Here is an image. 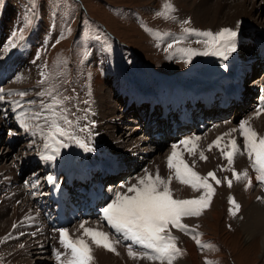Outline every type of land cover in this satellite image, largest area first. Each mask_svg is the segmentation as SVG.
Returning a JSON list of instances; mask_svg holds the SVG:
<instances>
[{
  "label": "rangeland",
  "instance_id": "1",
  "mask_svg": "<svg viewBox=\"0 0 264 264\" xmlns=\"http://www.w3.org/2000/svg\"><path fill=\"white\" fill-rule=\"evenodd\" d=\"M174 1L175 0H0V23L7 18V21L4 22L7 26L3 28V32L8 31L9 33L7 41L10 42L11 38V42H13L14 32L16 33L15 43H19L27 37L31 40L34 38L32 44L30 40H28L31 44L29 47L31 50V57H29L27 52L21 50L20 57L16 55L2 57L4 54L0 51V63L7 66L6 64L10 62V59L12 62L16 63L13 67V69H15L14 75L6 78L3 81L4 86H2H8V81H13L14 79V81H16L20 78L24 73V68L27 67V62L33 61L35 56L40 66L44 68L40 70L43 75L36 79L35 83L32 82L30 86H25V88L22 89V92L26 93V95L23 96L26 99V101L23 99L26 103V114L28 117L30 116V124H26L28 126L27 130L19 125V131L15 130L16 126L11 129L14 132L13 137L16 138V141L10 147L8 145V147L13 149L12 152L15 154L13 155L16 159V166L14 169H19L22 173L24 172V174H22L24 178L18 177V180L20 179L23 181L26 179L30 181V172L33 170L32 173H37L39 176V182L37 184L39 185L42 179L46 182V178L51 171L58 170L59 173L57 176L59 177L57 178V182L62 184L61 179H64V173L60 168H55L51 163H43L41 160L35 161V163H39L38 165L34 164L32 161V157L40 155L38 146L44 140L42 135H38L37 125L46 123L45 125L48 130L52 119H55L61 127L67 128L68 126L64 124L61 116H66L68 120L72 121L70 131L78 139L88 144L90 148H93L94 151L88 152L75 143H69V147L61 148L58 157L66 152L85 155L82 157V160H88V163L91 164L92 171H95L91 177H94L96 180L100 178V176H95L98 174L99 170L97 167L93 166H101L109 162L107 161L108 158H104L101 153L105 151V146H110V141L113 142L114 140L108 137V141H101L97 132V104L94 93V80L96 78L101 79L100 82L105 87L107 96L110 97L115 108H117L116 113H119L117 121L119 122L118 124L121 125L126 124V121H123L124 119H131L132 116L135 117L134 114H137V110L136 108L128 107L129 104L125 101L126 94L120 91V83H125L124 85L127 86V90L130 91L132 90L130 86L135 87L139 94L149 93L146 95H157L160 92L159 87L164 86L161 85L162 83H165L166 86L169 87L173 86L170 88L175 91L179 88V84L183 83L190 86L197 81H208L210 75L212 79L214 76L215 80L216 78L220 79L230 76L236 77L238 74L241 75L243 71H241V66H238L236 60L242 65L243 70L245 66L251 68L256 67L255 69L252 68L253 71L246 77L247 86L254 84L258 79V84L264 80V63H259V66H256L258 61L255 60L256 57L252 47V45L257 44V40L259 41L261 37L255 35L254 32L252 33L255 36L253 35V42L249 43L250 46H248L249 39L246 40L245 38L242 44L239 45L238 41L241 37H237L238 51L229 57L231 62L235 61L232 62L231 67L225 66L224 61L220 57L212 55H194L191 58V63H188L187 57L181 51L182 49H194L197 52H203L206 50L207 46L203 42H197L203 41L205 39L204 37L186 32L185 29H195L199 32L211 31L213 33L218 32L222 28L236 29L232 26V23L224 19L223 13L219 14L220 21L222 22L221 25L210 27L206 22L204 26H198L193 16L187 18L178 15ZM228 2H232V0H228ZM249 2L250 3H247V10L253 11V13H251L253 16H241L239 18H245L248 21L245 23V27L247 28L252 27L254 24H256V27H259L256 20L260 22L264 21V0H249ZM169 5L170 7H168ZM225 11H228V9ZM185 21H188V23H185ZM246 35L249 36L248 34ZM0 43L2 44V40ZM169 44H172L171 48L168 47ZM34 54L35 56L33 57ZM21 59H23L24 62H22ZM108 66L120 73L117 72L119 74L117 82L111 81L113 72L110 73L111 75H108V77L106 76V69ZM219 67L222 68L221 71H218ZM13 69L11 70L13 71ZM40 93L44 96L39 95ZM247 93L248 92H244V96ZM29 94H31V96ZM53 98L61 103L54 105L53 109H46L44 106L53 104ZM253 98L252 95V98L249 102L246 100V103L253 102ZM124 104H126V106ZM38 105L40 108L37 107ZM22 110L23 109L20 108V112ZM232 111L239 112V106L232 108L226 115L229 114L230 116ZM36 112H41L39 120L35 118ZM53 112L56 113L55 116H53ZM216 114L217 113L214 115L216 116ZM45 117L48 119L46 120ZM197 117L198 115H194L196 121ZM143 124L144 123L137 121L134 123V126L140 127L139 131H142V134H150L148 131H145L146 129H144ZM109 127L107 128L109 131L114 128L111 124ZM190 128L192 129L193 127ZM32 129H34V137L30 135V137L26 139H24L25 137L18 139L22 137V133H29L28 130ZM47 130L45 135L47 134ZM187 130L195 134L203 133V130H200V128L197 130ZM7 135L8 133L5 132L0 137V150L5 147ZM239 136H242L241 132ZM170 137L172 136L169 135L164 140L159 141L155 140L150 135L151 140L161 146L163 156L169 146L168 139ZM202 138L203 141L206 139V137ZM106 142L107 145H105ZM242 142L244 144L243 136L239 143L241 149H243ZM151 147L150 149L154 150L152 154H154L156 152V147ZM243 153L246 161L252 164V161L246 158L245 150H243ZM122 159L123 158L116 159L110 156V160L116 165L114 166L116 173L112 177L111 175L103 176L105 177L104 184H114L116 181H125V183H128L132 180L135 162L126 164L128 169L123 170L118 168V164H116ZM55 161H59V158ZM124 162L125 161L122 163L124 164ZM109 164L113 166L111 162H109ZM238 168L239 173L245 170L240 167ZM105 170L106 167L103 168L101 175L107 172ZM248 173L247 171V175ZM252 173L259 174L255 170H253ZM126 175H130V177L127 178L125 177ZM110 177L115 182H111ZM246 178L241 177L239 180L241 183H244ZM209 183L215 191L209 200L208 206L201 210L199 216L181 217L183 221L187 219L184 223L190 230L192 229L195 238H193V234L183 231L179 234L180 238L178 234H171L176 237V247L180 248L182 246L181 239L183 238L194 243L197 253L196 259L200 264H206V261L211 262V264H264V250L261 247L264 217L258 218L255 216V218L250 221L251 225L255 227L254 230L260 231L250 235L249 238L246 239L247 235H244V232H242V223L237 218L240 213V203L238 202L237 196L226 198V201H224L221 191H219L222 184H216L211 181ZM255 183L257 184L256 188L261 186L262 189H264V182L256 181ZM73 185L76 187L80 186V181H77V183ZM128 185L130 186L131 184L128 183ZM71 188L72 186L70 189ZM125 189L123 190L126 193ZM111 190L112 188H110L107 193H110ZM254 190L255 189H253V191ZM204 193L205 189L203 188L194 199L199 198ZM127 194L131 195V193ZM248 194L251 195V192ZM173 195L172 189V196ZM174 197L175 195L173 199H175ZM215 198L216 200L214 201ZM5 199V195L0 197V218L10 213L9 210L5 209ZM230 199H234L235 204L230 203ZM263 201L264 198H255V201L251 204L252 209H255L256 205L264 208ZM213 202L217 205L215 208V218L206 215L212 208ZM236 204L239 205L238 210L236 209ZM258 214L261 215V212ZM74 222L76 221L67 223V227L71 228ZM54 224L57 225L56 223ZM12 225H15V223ZM57 226L63 227L62 225ZM104 228L106 230V225H104ZM174 230L178 231L179 229L174 228ZM9 232L13 233V231ZM24 233L25 230L21 229L19 234L20 236H25ZM114 233L116 232L114 231ZM108 234L111 239L115 240L116 237L112 236L110 233ZM184 235L188 236L183 237ZM205 235L208 236V238L203 239L202 237ZM74 236L75 234L72 233L71 238L75 239ZM86 240L90 242V239ZM115 241H119L117 243H121L119 244L121 249L127 252L128 245L135 244L128 239L127 241H122V239L119 240L116 238ZM197 241L200 243L198 244ZM8 242H10L9 246L7 244ZM1 243L3 244L4 252L11 251L12 249L15 251L19 248L17 243L12 242L11 238H4ZM19 243H21V241H19ZM56 249L57 252L61 253L60 259H54V261L52 260L49 264H67L68 259L71 258L69 255L70 250L66 252L58 241L56 242ZM25 251L26 250H24L22 254L23 261L30 257L31 259L41 257L37 254L27 257L26 253H24ZM116 251L119 252V249L117 248L115 252ZM133 251L138 253L151 252V250L144 249L142 246H138V249ZM57 252H54L55 257ZM53 257L54 255L51 254L49 258ZM145 261L149 262L150 260L145 259Z\"/></svg>",
  "mask_w": 264,
  "mask_h": 264
},
{
  "label": "bare ground",
  "instance_id": "2",
  "mask_svg": "<svg viewBox=\"0 0 264 264\" xmlns=\"http://www.w3.org/2000/svg\"><path fill=\"white\" fill-rule=\"evenodd\" d=\"M247 3H250L249 0H232V2H228V0H175L174 5L176 8V12L181 17H189L193 16L194 21L198 26H204L207 22L208 25L211 26H218L221 25V21L219 18V14H224V19L228 20L229 23H232V26L235 27L238 31L239 45L242 44L244 38L248 40V44L253 42V33L255 35L261 37L259 41L257 40L258 45L264 44V21L260 22L256 20L259 24V27H256L254 24L252 27H245V23L248 21L245 18H239L241 16L245 17H252L253 11L247 10ZM12 5V4H10ZM252 6V5H251ZM257 6V5H256ZM179 9V10H178ZM228 11H225L227 10ZM257 10V9H256ZM258 13V12H257ZM7 16V15H6ZM180 17V18H181ZM5 18V17H4ZM7 21V18L2 20L0 23V39L2 40V44L0 43V48L2 53L4 54L2 57H8L11 55H16L20 57V50L27 52L29 57H31V50L28 43V37L22 40L19 43H15L16 47H11V38L10 42L7 41V37H9L8 31L3 32V28L7 25L4 23ZM239 22V26L237 28V24ZM4 23V24H3ZM253 23V22H252ZM3 24V25H2ZM256 29V30H255ZM248 34L249 36H247ZM246 35V36H245ZM254 35V36H255ZM255 38V37H254ZM34 39V38H33ZM0 40V41H1ZM9 40V39H8ZM2 45V46H1ZM250 46V44L248 45ZM33 47V46H32ZM35 54L33 55V57ZM236 56V55H235ZM11 58V57H10ZM26 58V57H25ZM35 59L32 61H28L27 67L24 68V73L20 78L16 81H8V86L3 87V81L14 75L15 69H13L15 62L7 63V66L0 63V88L4 90L5 101L0 102V137L3 133H8L6 138L5 147L0 150V197L4 196L5 199V209L9 210L6 216L0 218V264H49L55 257L54 252H57L56 249V242H59V229H66L71 237V234H75V238L83 236V228L80 227L83 224L84 228H89L97 231H102L108 233L105 230L104 225L106 228L111 229L107 222L103 218L102 208L107 205V203L111 202V200L115 197L116 191L125 192L119 186L121 184H125L124 182L114 181L111 179V182H115L112 185V190L108 194L107 200L104 202V205L99 204V197L100 193H97L95 188L89 192H74L72 194L67 191V184L75 176H82L90 179L89 175L92 173V168L89 165L87 160H82V157L85 155H81L79 153L73 152H66L62 156L57 157L59 161H50L46 163H51L54 165L55 168H60L64 175H65V185H55V190L50 192L49 198L46 199L45 193L41 194L42 190L40 187L36 185L38 175L37 173H32L31 170V181L34 182L33 185H29L28 181L25 179L21 181L18 180V177L21 178L22 173L21 170H15L16 166V159L15 154H13V149L9 148L13 143L16 141V138L13 135L9 134V131L16 126L17 131L18 125L21 126V122L24 124L29 123V117L27 116V112L25 110L26 106V99L18 95V93L22 92L25 86H30V83L36 81L41 76V69H44L40 66L39 61L37 60L36 56ZM235 59V58H234ZM20 60V59H19ZM22 62L23 59H21ZM26 61V60H25ZM236 62L239 63L238 60ZM20 63V62H19ZM24 64V63H23ZM26 65V64H25ZM19 66V65H18ZM22 67V66H21ZM248 67V66H247ZM239 68V67H238ZM253 68V67H252ZM13 69V71L11 70ZM221 67H219L218 71H221ZM21 72V71H20ZM113 72V77L111 81L117 82L119 74L109 66L106 69V76L111 75L110 73ZM16 73V72H15ZM19 73V72H18ZM22 73V72H21ZM218 75V72L216 71ZM215 74V75H216ZM106 77V78H107ZM214 78V76H213ZM100 78H96L94 80V93H95V100H96V120H97V132L99 134V138L101 141H108V137L114 140L113 142L110 141V146H105V151L101 153L104 158H108L107 161L111 162L113 166H116L111 160L110 156L113 158H123L121 161H125L124 164L121 161H118V168L123 170L128 169L126 164H131L135 162V170L134 174H132V180L129 181V184L135 183V178L137 176H143L144 170L147 169L151 173H155L157 168L159 169L160 175L164 178H167L168 175L171 173L173 175L172 182L170 184L171 190L173 189V194L175 195V199H194L195 196L201 191L203 188H200L198 191H194L190 185L187 184H180L178 180L175 179L174 169L170 170L168 168L167 158L171 155L173 148V144H177L178 147L176 151L182 155V158L185 162L192 167V170L197 172L201 177L207 176L208 172H215L216 177L221 180L222 187L219 189L221 191V195L226 201V198H231L237 196L238 202L240 203V213L238 214V219L242 223V232L244 235L246 234V239L249 238L250 235L254 233H258L259 231L254 230L255 227L251 225L250 221L257 216L258 218L264 217V208L260 207L259 205L255 206V209H252L251 204L255 201V198H264V189L261 186L256 188V177L259 174H253L252 171L254 170L252 164L246 161L243 154H234L233 155V163L231 165L228 164V160L222 155L221 149L225 152L231 151V140H235L237 145L240 146V141L242 140V136L240 135L239 124L243 121H248L249 127L255 130L259 136H264V110L261 108L259 101L262 96L253 95V101L249 102L251 97H249L250 93H247L241 103L238 105L233 106L231 108H222L219 109L218 113L216 114V118L213 121L207 120L206 123L200 120L201 124L200 130H203V133L195 134L189 132L186 129V123H192V115L193 110L188 107V93L174 91L172 88L167 87L165 83H162L159 90L160 92L157 95L150 94H139L138 90L135 87H131V91L127 90V86L124 84H119L121 93L126 94L125 101L129 104L128 107H132V104L138 105L141 100L149 99L152 104L156 102H160L165 110H169L171 107H178L177 109L173 110L179 113L180 117L184 119V124H182L181 129H175L170 135L168 139L169 146L167 147L165 155L163 156L161 151V146L159 144L153 142L150 138V134H142L140 127L134 126V123L137 120L132 116L130 119H124L126 124H118V115L115 108V105L110 100V97L107 96V91L105 87L100 82ZM251 81V80H250ZM259 81V79H258ZM258 81H255V86L258 87V90L264 89V84L258 85ZM10 82V83H9ZM124 82V81H123ZM3 85V86H2ZM248 85V84H246ZM129 86V85H128ZM35 87V85H34ZM37 89V87H36ZM106 93H105V91ZM173 91H172V90ZM35 90V89H34ZM164 90H166L164 92ZM254 92V94L258 91ZM243 92L236 93L234 95L235 99H238L243 96L244 92H250V89H242ZM12 93V95H7V93ZM38 94V93H37ZM31 96V94H29ZM44 96V95H43ZM37 97V96H36ZM39 97V96H38ZM109 97V98H108ZM30 98V97H29ZM186 98V99H184ZM25 99V101L23 100ZM19 102L16 104L15 102ZM226 100L221 101L220 104H223ZM172 103V104H171ZM246 103V104H244ZM39 104V103H38ZM219 104V106H221ZM239 106V112L232 111L229 116L226 115L232 108ZM36 107V106H35ZM38 108L39 105L37 106ZM36 107V108H37ZM42 107V105H41ZM20 108L23 109L20 112ZM15 109V111H13ZM228 110V111H227ZM11 120V121H10ZM121 120V119H120ZM25 121V122H24ZM27 122V123H26ZM43 122V121H42ZM41 124L40 126L43 128L44 133H46L47 126ZM113 125L114 128L109 131L107 128L109 125ZM179 127V125H178ZM111 128V127H109ZM236 128L237 131L231 132L230 130ZM29 133L24 132L22 133V137L18 138L24 139L30 137H34L33 131L28 130ZM12 133H14L11 130ZM38 135H41V129L37 128ZM125 134V135H124ZM228 134V135H225ZM20 135V133H19ZM199 139H196V138ZM202 137H206L203 141ZM221 137L218 141V145L214 144V141H217V138ZM185 138H192V144L195 145V150L192 145H180L179 141ZM38 141V139H37ZM34 142V141H33ZM105 142V141H104ZM9 145V147H8ZM44 140L40 143L39 152L40 155L32 157V161L35 162L37 160L43 161L41 159V153L44 151L43 149ZM103 145V144H102ZM107 145V142L105 143ZM209 145H212L211 150L209 149ZM151 146L156 147V152H154ZM242 148H240L241 152L244 150V144L242 142ZM203 152L204 156L207 157L206 160L200 159V153ZM191 153V154H190ZM162 154V155H161ZM246 158H248L247 152L245 151ZM163 156V157H161ZM120 157V158H119ZM249 159V158H248ZM255 157L253 156V160ZM194 162V165H193ZM15 164V165H14ZM38 165L39 163H34ZM106 164V163H105ZM247 170L249 173L244 183H241L240 180H237L233 175V171L239 173V168ZM104 168V167H103ZM103 168L100 169V176L103 171ZM109 169L106 167L105 171ZM29 173V172H28ZM27 173V174H28ZM29 173V174H30ZM57 175L56 172L53 173V177ZM131 175V174H130ZM130 175H126L125 177H130ZM134 177V178H133ZM227 178V179H225ZM228 180H231V187L228 186ZM251 181V185L249 186L248 182ZM215 183L211 177L208 178V182ZM128 183H126L128 185ZM54 187L52 183H49ZM42 186V183H41ZM220 188V187H219ZM253 189H255L253 191ZM110 190V189H109ZM126 190V189H125ZM218 190V189H217ZM253 191V192H252ZM251 192V195L248 194ZM173 195V196H174ZM216 198L214 199V201ZM264 202V201H263ZM99 205V207H97ZM38 208V211L36 208ZM217 207L216 203L213 202L212 208L206 215H210L211 217L215 218ZM78 211H87L86 215H78ZM94 211V212H93ZM261 212V215L258 213ZM40 213V214H39ZM47 218H52L53 222L57 225H62L63 227H58L55 225L54 227H50L46 225ZM193 218V217H192ZM187 220V219H186ZM184 220V221H186ZM71 221H76L73 223L71 228L67 227V223ZM183 220L181 223L185 224ZM15 225H12L14 224ZM12 225V226H11ZM186 225V224H185ZM10 229V230H8ZM25 230L24 235L20 236V231ZM8 230V231H7ZM171 234H181L180 230H174L170 226ZM192 230V229H191ZM262 230V229H261ZM9 231H13L10 233ZM261 234V247L264 250V230H262ZM261 233V232H260ZM49 234V235H48ZM186 234V233H185ZM188 235H184L183 237H187ZM258 236V235H257ZM256 236V237H257ZM4 238H11L13 243H17L18 247L15 251L12 249L11 251L4 252L3 244L1 243L2 239ZM180 238V235H179ZM203 239L208 238V236H203ZM84 239H90L89 245L91 247V256L92 259L90 260L89 264H159L160 262H147L145 259L140 258H133L129 256L127 251L121 249V243H117L114 239H111L109 236V240L112 243L113 248L118 251H110L105 249L102 246L95 245L91 238L88 236H84ZM125 239L122 238V241ZM182 246L180 249V254L177 255L175 260H173L172 264H200L197 261V253L195 250L194 243H191L186 238L181 239ZM8 241V240H7ZM6 241V242H7ZM21 241L23 247H21ZM87 241V240H86ZM11 242V241H10ZM8 242V246L10 245ZM121 242V241H120ZM5 245V244H4ZM12 245V244H11ZM16 245V244H15ZM58 245V244H57ZM119 245V246H115ZM131 246L133 250H137L139 244L128 245ZM17 247V246H15ZM14 247V248H15ZM137 247V248H136ZM8 249V248H7ZM18 250V251H17ZM26 250V256L37 254L40 255V258H26L24 261L22 259L23 251ZM139 251V250H138ZM3 252V253H2ZM136 252V251H134ZM64 253V252H63ZM69 253V252H68ZM138 253V252H136ZM141 253V252H140ZM53 254V258H49L50 255ZM70 255V254H69ZM31 259V260H29ZM67 260V259H66ZM65 261V260H63ZM164 264H167L166 261Z\"/></svg>",
  "mask_w": 264,
  "mask_h": 264
},
{
  "label": "snow or ice",
  "instance_id": "3",
  "mask_svg": "<svg viewBox=\"0 0 264 264\" xmlns=\"http://www.w3.org/2000/svg\"><path fill=\"white\" fill-rule=\"evenodd\" d=\"M170 7V5L168 6ZM188 23V21H185ZM239 22L237 24V28ZM186 32L194 34L196 36L204 37L203 42L207 47L203 52H197L194 49H182L181 51L187 57V62L191 63V58L194 55H212L217 56L227 61L229 57L238 51L237 37L238 31L232 28H222L218 32H199L195 29H185ZM16 33H13V42L11 47L15 48ZM169 48L172 44L168 45ZM43 75V73H41ZM42 82V81H41ZM5 93L0 88V102L5 101ZM12 95V93H7ZM23 97L25 92L18 93ZM39 95H43L40 93ZM264 100V98H262ZM18 104L19 102H15ZM61 102L53 98V104L45 105L46 109H53L54 105ZM15 111V109H13ZM56 113L53 112V116ZM41 112L35 113V118L39 120ZM47 120L48 118L45 117ZM63 122L68 127H61L55 119H52L50 126L48 127L47 134L45 135L43 128L38 124L37 128L41 129V135L44 138V151L41 153V159L45 162L55 161L60 155L61 148L69 147V143H75L85 151H94L88 144L78 139L71 131L72 121L68 120L66 116H61ZM248 121H241L239 124V130L244 137V150L247 152L248 158L252 161V167L259 173L256 177L257 180L264 182V136L247 126ZM21 126L27 130L28 126L21 122ZM231 132L237 131L236 128L230 130ZM10 135L14 133L9 131ZM35 135V133H33ZM228 135V134H225ZM196 139H199L198 137ZM221 137L214 141V144L218 145V141ZM231 151L225 152L221 149L222 155L228 160V164L233 163L234 154H243L236 141L233 139L230 141ZM180 145H195L192 144V138H185L179 141ZM178 145L173 144V151L167 158L168 168L174 169L175 179L181 184H187L192 187L194 191H198L200 188L205 189V193L196 199L177 200L173 199L172 190L170 184L173 179V175L170 173L167 178L160 175L157 168L155 173L144 170L143 176H137L135 183L130 186L121 184V189L126 187V193L116 191L115 197L111 202L107 203L102 208V214L104 220L108 226L116 233H122L125 239L132 241L135 244L141 245L144 249H149L151 252L136 253L131 246L128 248L129 256L140 259H148L150 261H159L160 264H172L173 260L180 254V249L176 247V237L171 235L170 226L179 229L180 231L195 234L188 228L187 225L181 223L182 216H199L201 210L208 206L214 189L208 182V178L211 177L216 184H220L221 180L216 177L215 172H208L207 176L201 177L197 172L192 170L182 155L176 151ZM212 145H209L211 150ZM191 154V153H190ZM253 156L255 159L253 160ZM200 159L206 160L203 152L200 153ZM194 165V162H193ZM233 175L237 180L241 177H247V170L242 173H236L233 171ZM227 179V178H225ZM47 181L52 184H56L55 177L49 175ZM231 180H228V186L231 187ZM249 186L251 181L248 182ZM127 193H131L128 195ZM230 203L235 204L234 199H230ZM236 209H239V205L236 204ZM234 214V213H233ZM83 228V236L72 239L66 229H59V242L61 246L66 250H70L71 258L68 259L67 264H89L92 259L91 247L89 243L84 239V236L91 238L92 242L97 246H102L110 251H115L112 243L109 240V234L97 231L89 228H84L83 224L80 225ZM119 242V241H117ZM199 244L200 242L197 241ZM23 247V245H21ZM61 256L60 252L56 253V257L59 260ZM206 264L211 262L206 261Z\"/></svg>",
  "mask_w": 264,
  "mask_h": 264
},
{
  "label": "crops",
  "instance_id": "4",
  "mask_svg": "<svg viewBox=\"0 0 264 264\" xmlns=\"http://www.w3.org/2000/svg\"><path fill=\"white\" fill-rule=\"evenodd\" d=\"M32 35H33V33H32ZM28 40H30V43L32 44V40L31 39H29V37L27 38ZM26 43H28L29 45H30V43L29 42H26Z\"/></svg>",
  "mask_w": 264,
  "mask_h": 264
}]
</instances>
